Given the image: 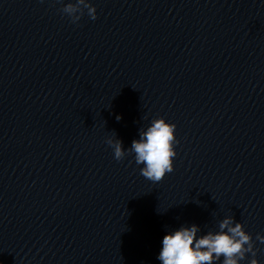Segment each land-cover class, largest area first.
Masks as SVG:
<instances>
[{"label":"water","instance_id":"95a60500","mask_svg":"<svg viewBox=\"0 0 264 264\" xmlns=\"http://www.w3.org/2000/svg\"><path fill=\"white\" fill-rule=\"evenodd\" d=\"M87 2L0 0V264H161L230 215L264 264V0ZM159 117L179 143L154 183L106 141Z\"/></svg>","mask_w":264,"mask_h":264},{"label":"clouds","instance_id":"9594fccd","mask_svg":"<svg viewBox=\"0 0 264 264\" xmlns=\"http://www.w3.org/2000/svg\"><path fill=\"white\" fill-rule=\"evenodd\" d=\"M87 9L88 15L96 19V9L87 0H75L62 8V12L77 22ZM116 119L119 121L120 116ZM176 125L166 122L163 117L152 120L146 130H141L139 139L133 140L127 152L122 141L109 138L106 142L113 148L114 158L121 161L127 154H135L137 165H144L140 173L146 179L158 183L167 173L174 170L173 160L177 155L174 145L179 143L175 136ZM226 230V231H225ZM200 229L180 227L166 234L162 240V249L158 260L161 264H215L223 257L222 264H239L246 253L255 257L252 236L244 230V225L227 216L219 223V231L207 232L197 237ZM257 240L264 242V236L257 235ZM250 264H258L253 258Z\"/></svg>","mask_w":264,"mask_h":264}]
</instances>
